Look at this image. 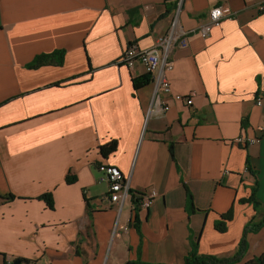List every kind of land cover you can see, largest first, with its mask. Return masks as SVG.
Instances as JSON below:
<instances>
[{
  "label": "crops",
  "instance_id": "1",
  "mask_svg": "<svg viewBox=\"0 0 264 264\" xmlns=\"http://www.w3.org/2000/svg\"><path fill=\"white\" fill-rule=\"evenodd\" d=\"M223 4L230 17L203 38L200 28ZM263 5L0 0V264L7 256L15 264H185L194 243L199 254L235 255L246 224L264 219ZM176 16L189 45L171 51L172 92L156 96L152 82L136 89L146 69L120 59L131 45L153 48ZM60 50L61 67L27 68ZM112 141L115 152L103 157ZM103 165L127 179L125 202L111 201ZM151 190L150 208L136 210L132 192ZM46 193L52 208L40 199ZM252 198L258 209L244 202ZM229 212L221 233L216 223ZM248 240L246 261L264 253V228Z\"/></svg>",
  "mask_w": 264,
  "mask_h": 264
},
{
  "label": "built area",
  "instance_id": "2",
  "mask_svg": "<svg viewBox=\"0 0 264 264\" xmlns=\"http://www.w3.org/2000/svg\"><path fill=\"white\" fill-rule=\"evenodd\" d=\"M263 11V7H260ZM231 15V12L227 6L220 5L214 7L210 11L209 20L205 25L200 28V33L203 38L210 36L213 29L219 27L224 21ZM178 19L176 16L171 25V29L168 34L160 35L157 38L156 45L151 49H141L137 44L131 45L125 50L122 58L119 61L120 65L134 68L137 62H141L147 71V74L153 76V85L155 87V95L158 96L160 92L164 94H170L172 92L170 80L168 77L169 72L173 69V62L170 60L171 51L176 45L185 48L188 46V32L179 31ZM178 102H186L188 105H193L192 97H185L183 95L174 96ZM169 106L165 107L168 111ZM240 142V140H239ZM252 144L256 143V140L251 141ZM102 172L105 175V180L109 183L110 199L114 204L125 202L131 192L130 185L118 167L113 165H103L101 167ZM158 196L157 192L141 191V201L139 207L143 210L149 209L154 199ZM127 231L128 229L125 228ZM4 264H15L14 260L10 257L6 258Z\"/></svg>",
  "mask_w": 264,
  "mask_h": 264
},
{
  "label": "trees",
  "instance_id": "3",
  "mask_svg": "<svg viewBox=\"0 0 264 264\" xmlns=\"http://www.w3.org/2000/svg\"><path fill=\"white\" fill-rule=\"evenodd\" d=\"M264 13V11H262ZM65 56L66 51L60 50V51H54L49 54H41L36 56V58L27 65V68L29 69H39L41 67L45 66H55V67H61L63 63H65ZM152 76L151 75H145L143 77H140L136 80H133L134 86L136 89H139L144 86H148L152 82ZM116 150V143L112 141L111 143L103 146L101 148V153L103 157H107L111 155ZM173 150V149H172ZM173 152V151H172ZM76 179L69 176L67 178V182L69 184L75 183ZM133 198L135 200V209L137 210L138 206H136L137 203H140L141 201V193L138 191L132 192ZM15 197L13 195H10V199H14ZM41 200H44L48 206L53 207V197L51 193H46L40 197ZM244 202H251L255 204V209H258L261 204H259L255 198H252L248 201ZM195 202L194 197L190 194L188 191V208L190 213H194L197 211L195 208ZM233 214L232 212H229L228 214L224 215L222 217V220H219L216 223V228L221 233H225L228 229V222L232 220ZM134 225L136 226L137 230L141 232V226L139 224V216L138 214L133 220ZM264 228V219L260 221H249L245 228H244V235L241 238L238 251H236V254L232 257L228 258H219L218 256L214 255H203L198 253V243L193 244V249L190 251V253L185 258V264H264V253H262L260 256L255 257L252 260H245L246 255L249 251V240L248 236L250 234H257ZM30 263V261H27ZM125 264H157V263H146L143 262L142 259H138L136 261H129Z\"/></svg>",
  "mask_w": 264,
  "mask_h": 264
},
{
  "label": "rangeland",
  "instance_id": "4",
  "mask_svg": "<svg viewBox=\"0 0 264 264\" xmlns=\"http://www.w3.org/2000/svg\"><path fill=\"white\" fill-rule=\"evenodd\" d=\"M223 5H224V4H223ZM218 6H220V5H218ZM260 7H263V9H264V5H263V6H260ZM263 11H264V10H263ZM229 17H230V16H229ZM226 19H227V18H226ZM226 19H224V20H226ZM188 45H189V43H188ZM187 47H188V46H187ZM185 48H186V47H185ZM148 75H150V74H148ZM151 76H152V75H151ZM152 79H153V76H152ZM152 83H153V80H152ZM258 104L261 105V102L259 101ZM239 140H240V143H241V142H246V143H247L245 137H240ZM239 140H238V141H239ZM251 141H252V140H251ZM256 141H257V140H256ZM102 173H103V172H102ZM138 192L141 193V191H138ZM140 197H141V196H140ZM136 206H138V208H140V207H139V203H137ZM149 208H150V207H149ZM125 228H127L128 231H129V228H128V227H125ZM124 230L127 231L126 229H124ZM128 231H127V232H128ZM6 258H8V256H7ZM6 258H5V259H6ZM10 258H11V257H10Z\"/></svg>",
  "mask_w": 264,
  "mask_h": 264
}]
</instances>
